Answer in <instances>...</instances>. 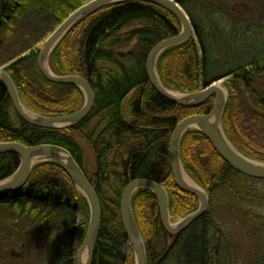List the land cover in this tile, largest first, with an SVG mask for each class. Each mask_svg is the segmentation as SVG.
I'll use <instances>...</instances> for the list:
<instances>
[{
    "label": "trees",
    "instance_id": "trees-1",
    "mask_svg": "<svg viewBox=\"0 0 264 264\" xmlns=\"http://www.w3.org/2000/svg\"><path fill=\"white\" fill-rule=\"evenodd\" d=\"M88 1L0 0V33L16 18L42 13L55 23L54 30ZM175 1L189 15L195 37L159 56L157 71L162 83L173 91L192 93L224 79L228 92L222 117L224 132L242 154L264 162V54L244 62L227 60L220 67L221 61L210 54L220 43L216 29L220 35L224 29L211 17L220 16L218 12L227 16V6L220 0ZM181 29L180 20L168 8L143 0H125L102 7L69 31L50 55L51 70L57 75L85 77L95 93L93 109L73 126L47 129L29 124L15 111L0 83V142L61 146L73 155L93 184L102 217L92 264H136L120 216L121 194L131 180L148 178L161 183L168 193L172 217H184L198 208L197 197L180 190L174 181L169 143L181 120L211 112L215 95L195 107L177 105L153 87L146 70L150 50ZM40 49L31 47L14 54L0 62V67H5L22 103L34 113L55 116L78 111L86 99L83 90L47 79L38 66ZM180 157L187 174L207 192L209 208L192 225L197 227L196 233L192 229L188 237L184 233L171 241L174 237L162 226L155 193L136 191L132 209L145 242L147 262L229 264L223 258L219 262L221 253L216 259L212 256L211 242L216 243L217 233L211 236L210 228L218 223V211L248 204L252 198L250 181L264 180L233 169L199 130L183 135ZM20 161L16 153H0V181L10 177ZM79 210L81 245L90 216L86 197L60 164L38 162L25 186L0 199V244L4 248L18 247L24 253L40 248L44 256L37 262L26 260V264H74L73 250L67 244L73 230L67 224L74 223L73 215ZM260 221L264 236V217ZM179 241L182 243L178 245ZM21 252L11 257L21 260ZM6 259L0 257V264ZM256 263L264 264V257Z\"/></svg>",
    "mask_w": 264,
    "mask_h": 264
},
{
    "label": "water",
    "instance_id": "water-1",
    "mask_svg": "<svg viewBox=\"0 0 264 264\" xmlns=\"http://www.w3.org/2000/svg\"><path fill=\"white\" fill-rule=\"evenodd\" d=\"M121 1L125 0H90L86 2L74 10L52 31L39 52L38 66L47 79L56 83L77 85L83 90L86 99L84 105L78 111L55 116L34 113L22 103L17 87L5 67H0V83L5 87L15 111L22 119L37 127L57 129L76 125L88 116L95 104V93L91 83L81 75L55 74L50 68V55L58 42L83 19L106 5ZM143 1L157 3L168 8L179 18L182 25L180 33L157 43L147 56L146 70L153 87L165 98L184 107L198 106L212 94L215 95V101L209 114H194L181 120L175 126L169 143V165L174 181L180 190L197 197L199 201L197 210L181 218L178 223L173 224L169 211L168 193L161 183L148 178H136L131 180L123 189L120 198V216L125 234L134 249L136 264H147L146 246L132 209V196L136 191L148 189L155 193L162 226L172 236L186 230L208 210L209 197L207 192L198 184H189L184 179V173L187 174V172L181 162L180 142L187 131L194 129L201 131L208 138L218 155L236 171L253 178L264 179V162L253 160L242 154L230 142L224 132L222 116L228 94L224 87L218 85L219 81L192 93L174 91L177 95L172 94L171 91L173 90L162 83L157 72L159 56L166 49L183 43L191 36H195V31L187 13L175 0ZM4 152L18 154L21 163L9 178L0 181V199L7 198L12 193L20 190L28 181L32 167L41 160L55 161L68 173L74 185L86 197L90 208L88 228L78 253L74 257V264H92L101 227V203L95 189L73 155L67 149L58 145L49 143L26 145L18 141L0 142V153Z\"/></svg>",
    "mask_w": 264,
    "mask_h": 264
},
{
    "label": "rangeland",
    "instance_id": "rangeland-1",
    "mask_svg": "<svg viewBox=\"0 0 264 264\" xmlns=\"http://www.w3.org/2000/svg\"><path fill=\"white\" fill-rule=\"evenodd\" d=\"M220 1L227 6L228 15L222 16V12H218L220 16L211 17L213 21L215 20L216 25L218 24V27L224 29V32L223 35H220L217 31L218 28L216 29V38L220 43L214 45V50L211 49L210 57L219 59L222 63L220 67L223 68L227 60L244 62L263 55L264 0ZM54 26L55 23L49 20L45 13L16 18L11 26L6 27L0 33V62H4L10 56L19 54V52L21 53L31 47L42 48L47 33L51 32ZM220 83L223 87V80ZM248 185L252 194L248 204L244 206L235 205L236 207H230L228 211L224 209L218 211L221 215L218 223L210 228L209 234L211 236L214 231L217 233L216 243L211 242L210 250L215 259L221 253V258L218 256L219 262L223 258L229 264H257L256 261L261 259V251L264 249V236L260 221L264 217V181H250ZM260 217L261 219H258ZM73 218L74 223L67 224L73 230L70 233L72 239L68 240L67 244L74 251L76 242H78V246L80 245L79 220L81 210L75 214V217L73 215ZM171 220L173 223H177L180 218H174L171 215ZM192 229L196 230L195 233L198 231L197 227L190 228L185 232L187 237L194 232ZM181 243L182 241H179L178 245ZM17 252H21L18 247L4 248L0 244V257L7 258L5 264H26V260L37 262L39 258L44 256L38 247L25 253L22 251L23 259L21 260L12 258L13 256L16 257Z\"/></svg>",
    "mask_w": 264,
    "mask_h": 264
},
{
    "label": "bare ground",
    "instance_id": "bare-ground-1",
    "mask_svg": "<svg viewBox=\"0 0 264 264\" xmlns=\"http://www.w3.org/2000/svg\"><path fill=\"white\" fill-rule=\"evenodd\" d=\"M188 17H189V15H188ZM179 19V18H178ZM189 19H190V17H189ZM190 21H191V19H190ZM181 22V21H180ZM191 24H192V22H191ZM192 26H193V24H192ZM226 79V78H225ZM218 85L219 86H221V83L220 82H218ZM5 88V87H4ZM171 93L172 94H174V95H177V93L176 92H174V91H171ZM9 96V95H8ZM10 98V97H9ZM10 101H11V99H10ZM20 163H21V161H20ZM170 166V165H169ZM170 170H171V168H170ZM65 171V170H64ZM66 172V171H65ZM67 173V172H66ZM85 173V172H84ZM68 174V173H67ZM86 175V174H85ZM69 176V175H68ZM70 177V176H69ZM71 179V178H70ZM184 179H185V181L187 182V183H189V184H192V185H195V183H194V181L186 174V173H184ZM72 180V179H71ZM90 181V180H89ZM27 183V182H26ZM91 183V182H90ZM92 184V183H91ZM25 186V185H24ZM92 186H93V184H92ZM93 188H94V186H93ZM95 189V188H94ZM19 191V190H18ZM96 191V190H95ZM184 232V231H183ZM182 233V232H181ZM180 233V234H181ZM179 235V234H178ZM78 249H79V246H78V242H76V244H75V246H74V257H76V255H77V253H78ZM262 256L264 257V252L262 253V255H261V258H262ZM74 262V261H73Z\"/></svg>",
    "mask_w": 264,
    "mask_h": 264
},
{
    "label": "flooded vegetation",
    "instance_id": "flooded-vegetation-1",
    "mask_svg": "<svg viewBox=\"0 0 264 264\" xmlns=\"http://www.w3.org/2000/svg\"><path fill=\"white\" fill-rule=\"evenodd\" d=\"M190 229V227L189 228H187L184 232H182L181 234H179V235H176V236H173L174 237V239H176L177 237H179L180 235H182V234H184L185 232H187L188 230ZM186 234V233H185Z\"/></svg>",
    "mask_w": 264,
    "mask_h": 264
}]
</instances>
